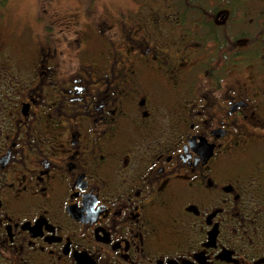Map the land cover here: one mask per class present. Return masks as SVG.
<instances>
[{"label": "flooded vegetation", "instance_id": "1", "mask_svg": "<svg viewBox=\"0 0 264 264\" xmlns=\"http://www.w3.org/2000/svg\"><path fill=\"white\" fill-rule=\"evenodd\" d=\"M42 1L0 15V264H264V0Z\"/></svg>", "mask_w": 264, "mask_h": 264}, {"label": "rangeland", "instance_id": "2", "mask_svg": "<svg viewBox=\"0 0 264 264\" xmlns=\"http://www.w3.org/2000/svg\"><path fill=\"white\" fill-rule=\"evenodd\" d=\"M164 4H167L165 0H53L52 7L70 19L80 14L81 20L85 21V14L107 12L118 16L129 10L160 7ZM43 8L42 0H8L6 5L0 7V15H5L7 19L6 28L16 38H20L23 29L36 32L40 27L47 26L49 30L51 26L45 21Z\"/></svg>", "mask_w": 264, "mask_h": 264}, {"label": "trees", "instance_id": "3", "mask_svg": "<svg viewBox=\"0 0 264 264\" xmlns=\"http://www.w3.org/2000/svg\"><path fill=\"white\" fill-rule=\"evenodd\" d=\"M7 0H0V7L3 6L5 4Z\"/></svg>", "mask_w": 264, "mask_h": 264}]
</instances>
